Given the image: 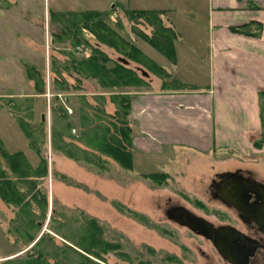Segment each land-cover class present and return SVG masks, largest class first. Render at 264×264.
Instances as JSON below:
<instances>
[{"label":"rangeland","instance_id":"obj_1","mask_svg":"<svg viewBox=\"0 0 264 264\" xmlns=\"http://www.w3.org/2000/svg\"><path fill=\"white\" fill-rule=\"evenodd\" d=\"M151 1L153 0H0V93H3L0 96V109L8 112L10 117L12 113L25 116L27 112L29 114L27 109L30 106L29 117L32 122L39 121L44 114L47 131L53 125L59 130V137L73 142L81 149L92 150V146L85 142L89 143L86 139L91 138L94 133L91 127L98 122L93 121L96 111L90 105L96 106L97 102L100 103L96 96H103L101 107L105 112L113 113L115 104L110 101V95L115 91L99 85L94 78H81L77 81V74L63 70V62L68 64L72 54L79 58L84 55L85 50L86 56H89L93 53L92 50L97 49L107 56V66H112L117 57L121 56L129 60V68L145 82L150 75L146 77L141 74V63L127 58L112 44L101 41L89 29L83 28L82 24L78 23L75 27L76 34H71L73 27L64 25L55 17L64 14L69 19L71 12L97 11L101 14L99 18L119 34L126 31L123 33L124 38L130 29L131 35L141 39L138 32L148 30L146 25L153 27L141 17L130 20L126 10L133 4L146 6ZM161 1L177 3L178 7L186 4L191 7L188 5L189 0ZM51 59L55 72L50 71L48 76L46 69L50 67ZM29 64L37 67L41 80H44V90L50 84L52 94H68L70 105L78 108L71 117L74 127L66 129L63 126L65 119L59 116L60 113L56 112L52 117L46 102L42 98L38 99L40 97L31 96L34 92H39L33 80L32 85L28 83L30 78L27 76L26 66ZM55 76L63 78L61 80L65 81L67 89L52 82ZM24 93L28 95H23ZM24 97L26 99H21ZM66 110L70 114L67 108ZM86 118L93 119L92 123H85ZM1 120L0 118V122ZM263 132L262 130V135ZM48 136L47 133V140L40 147L49 169L39 185L47 196V204L40 207L46 211L45 216H40L38 204L31 203L29 207L19 208L0 198V264H7V259L12 258V255L19 256L27 250L33 244L30 236L37 239L43 232H49L54 236V241L60 243L62 238L50 230V224L56 226L65 210L69 218L67 222L71 224L70 210L75 208L82 209L88 216L98 220L103 228L104 240L119 243L117 252L103 253V264H223L222 258L208 239L165 215L168 207L183 205L214 225L224 221L226 213L230 212L209 191L210 180L214 172L219 170L217 167L199 179L195 176L193 179L192 176L179 179L170 175L165 179H150L140 176L142 172H138L141 170L139 163L136 165L140 167L134 166L133 169L137 170L134 171L101 155L104 159L103 170L97 171L67 157L61 149H53L51 145L48 149ZM32 151L39 163V155ZM5 162V158L0 155V164L5 165ZM69 163L74 166L73 170L69 168ZM237 168L248 170L264 181V152L256 153L252 158H236L222 170L234 171ZM62 174L73 184L62 180ZM115 202L136 215L118 210ZM54 207L55 221H51L50 215ZM138 214L141 216H137Z\"/></svg>","mask_w":264,"mask_h":264},{"label":"crops","instance_id":"obj_2","mask_svg":"<svg viewBox=\"0 0 264 264\" xmlns=\"http://www.w3.org/2000/svg\"><path fill=\"white\" fill-rule=\"evenodd\" d=\"M189 1L190 8L161 0L130 7L159 11L162 24L172 31L169 55L170 49L136 39L130 29L125 37L168 73V82H176L173 86L167 82L164 88L161 78L142 65L140 73L150 75L147 86L113 87L115 93L131 97V163L132 170L139 163L138 172L199 179L216 167V172L227 171L222 169L236 158L264 152V0ZM243 23L251 24V33L231 30ZM146 26L144 33L150 36L152 28ZM83 53L86 56L85 50ZM117 61L129 67L128 59L119 56ZM46 70L49 76L50 67ZM28 83L32 85V79ZM36 94L31 96L42 98L50 110V84ZM60 94H56L57 100L70 111L71 120L78 108L70 105L68 94ZM0 118L3 147L10 153L23 152L36 166L34 152L15 119L2 108ZM48 135L50 149L49 130ZM68 166L74 169L71 163Z\"/></svg>","mask_w":264,"mask_h":264},{"label":"trees","instance_id":"obj_3","mask_svg":"<svg viewBox=\"0 0 264 264\" xmlns=\"http://www.w3.org/2000/svg\"><path fill=\"white\" fill-rule=\"evenodd\" d=\"M126 13L130 20L141 17L149 21L153 27L152 33L150 36H147L144 32L139 31L138 33L141 38L146 39L150 44L160 49L163 48L166 51L170 49L169 52H166L167 55L171 53L170 44L173 33L170 28L162 24L159 18V11L127 9ZM100 15V12L97 11L82 10L71 12L69 19L64 14H61L60 17L56 16L55 19L61 20L68 27H73L71 34H76L77 28L75 27H77L78 23L82 24L83 28L89 29L98 39L112 44L127 58L141 63L158 75L162 80L161 86L167 87L168 73L147 58L133 43L106 25L99 18ZM250 25L249 23H243L232 26L231 30L249 34L251 33ZM255 28H258V24H255ZM92 51L93 53L89 56H81L79 58L72 54L68 64L63 62V70L69 73L73 71L77 74V81H80L81 78H94L99 85L105 88L134 85L142 87L148 85L131 68L119 61H114L112 66H107V56L97 49ZM51 62L52 59L50 60V70L53 72L55 70L54 62ZM26 73L34 81L36 90L39 93H43L44 80L43 78L41 80L40 77L42 76L39 74L37 67L32 64L27 65ZM61 79L55 76L52 82L58 84V86H62L63 89H67L65 81ZM172 83L176 84L172 80L168 82V84H171L170 86H173ZM76 87L78 88L79 85ZM96 99L100 102H97L96 106L89 104L96 111V114H93L95 120L85 119L87 121L85 123H92V120L98 122L91 127L94 133L91 138L86 139L89 143L85 142V144L92 146V150L81 149L75 146L73 142L59 137L60 132L53 125L49 127L51 148L61 149L67 157L76 162L91 166L97 171L103 170L104 159L101 155L110 157L121 167L131 170V129L128 120L131 97L129 94L122 92L111 94L110 101L115 104L113 113L105 112L101 107L102 100L104 99L103 96H96ZM57 101L56 94H53L52 104L50 105L52 117L58 112L60 113L59 116L65 119L63 126L66 129L74 127L69 114H67L66 107ZM4 107L8 108L6 105ZM27 110L29 114L27 112L25 116L23 114L12 113V117L26 137L28 146L39 155V163L36 166H32L28 158L21 151L8 152L0 140V155L6 160L5 165L0 164V198L6 203L18 205L19 208L29 207L31 203L38 204L40 208L47 204V196L39 185L48 174L47 160L41 153L42 145L47 140L48 131L43 119L40 118L39 121L32 122V119L29 117V115L31 116L30 106H28ZM10 111L12 112V110ZM262 130L264 131L263 116ZM167 175L164 172L140 173V176L150 179L160 177L165 179ZM61 178L65 182L73 184L64 174L61 175ZM114 205L118 210L136 215L117 202ZM40 211V216L43 218L46 211H43V208H40ZM70 212H72V216L70 217L71 224L67 222L69 218L66 216V210L61 214L60 222L56 226H51L50 224V230L62 238L60 243H56L54 236L49 232H43L37 239L30 236L33 244L21 255L7 259V264H103L101 262L104 261L103 253L117 252L120 246L119 243L103 239V228L96 218L88 216L82 209L78 208L72 209ZM54 214L55 207L50 215L51 221H55ZM137 216L141 215L138 214ZM37 224L39 225V222Z\"/></svg>","mask_w":264,"mask_h":264},{"label":"flooded vegetation","instance_id":"obj_4","mask_svg":"<svg viewBox=\"0 0 264 264\" xmlns=\"http://www.w3.org/2000/svg\"><path fill=\"white\" fill-rule=\"evenodd\" d=\"M209 191L230 212L213 224L226 227L223 264H264V181L237 168L216 172Z\"/></svg>","mask_w":264,"mask_h":264},{"label":"water","instance_id":"obj_5","mask_svg":"<svg viewBox=\"0 0 264 264\" xmlns=\"http://www.w3.org/2000/svg\"><path fill=\"white\" fill-rule=\"evenodd\" d=\"M44 118V114L41 115ZM168 219L185 226L192 232L208 239L221 256H225L228 241L225 236L226 227L224 225L214 226L206 218L196 215L183 205H173L165 210ZM15 255H12L13 257Z\"/></svg>","mask_w":264,"mask_h":264}]
</instances>
